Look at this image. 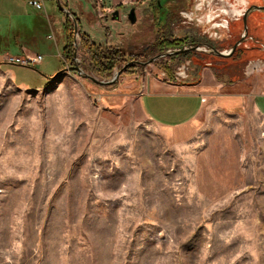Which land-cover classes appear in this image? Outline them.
I'll return each mask as SVG.
<instances>
[{"label":"rangeland","instance_id":"374dc122","mask_svg":"<svg viewBox=\"0 0 264 264\" xmlns=\"http://www.w3.org/2000/svg\"><path fill=\"white\" fill-rule=\"evenodd\" d=\"M59 4L52 29L40 20L29 47L0 43V264H264V121L210 109L164 127L135 95L144 76L197 81L213 72L233 83L264 74V30L255 29L264 13L251 15L254 40L230 58L208 48L227 52L245 10L264 0H142L118 20L94 18L91 41L126 58L197 49L109 86L65 72ZM79 34L74 60L89 74ZM24 55L42 61L9 62Z\"/></svg>","mask_w":264,"mask_h":264},{"label":"crops","instance_id":"0c3cea01","mask_svg":"<svg viewBox=\"0 0 264 264\" xmlns=\"http://www.w3.org/2000/svg\"><path fill=\"white\" fill-rule=\"evenodd\" d=\"M28 1L0 0V43H8L14 50L15 42L34 40L35 27L40 20L51 27V18H54L59 3L64 14L76 16L79 30L94 38L100 27V22H95L94 18L109 17V14L136 6L142 0H43L45 15L29 7ZM46 1L52 2L50 16ZM60 22L64 24L65 16ZM135 95L145 116L164 127L183 126L210 109L264 121V74L256 72L233 83L218 78L213 72L204 73L197 81L144 76L140 91Z\"/></svg>","mask_w":264,"mask_h":264},{"label":"trees","instance_id":"16d2710c","mask_svg":"<svg viewBox=\"0 0 264 264\" xmlns=\"http://www.w3.org/2000/svg\"><path fill=\"white\" fill-rule=\"evenodd\" d=\"M64 16L65 22L63 24V28L65 31L66 43L62 51V56H64L65 62L69 63L70 67H74L77 65L81 68L78 63H75V50L73 48L71 40V37H73V35L75 34V26L73 20L77 21L78 24L79 21L75 15H73L74 19L66 14H64ZM81 33L82 34L78 33L79 37L81 36L79 50L81 53H83V56H81V63L84 70L86 72H89V74L93 75V77L97 78L98 80H110L113 77V71L118 69L119 65L121 64H124L123 67H125L127 64L129 65L124 71L121 72L120 77L122 75L135 74L139 67H141L136 64L137 61L142 60L141 55H130L129 58H126V55L124 54V52H122L121 49L116 47H108L106 49H103L102 47H100V45H97L96 43L91 41L90 35L82 31ZM29 43H32V41L15 42V47L20 50L19 47H21V44H25L27 47H29ZM166 45L170 46L171 43L167 42ZM123 67L119 68L118 71H121Z\"/></svg>","mask_w":264,"mask_h":264},{"label":"water","instance_id":"95a60500","mask_svg":"<svg viewBox=\"0 0 264 264\" xmlns=\"http://www.w3.org/2000/svg\"><path fill=\"white\" fill-rule=\"evenodd\" d=\"M205 4V3H204ZM255 12H261V13H264V5H250L246 10L245 12L243 13V16H242V27H243V30L239 36V39L234 43V45L227 51V52H222V51H219L217 49H215L214 47L212 46H208L209 48V52L212 53V54H215L219 57H222V58H230L235 52L236 50L243 44H245L246 42L248 41H252L254 40L250 35H249V23L251 21L250 18H251V15ZM69 14V13H67ZM113 19L114 20H118L119 19V11H115L114 14H113ZM72 19H74L72 16H70ZM128 20L131 24H135L136 23V13H135V9H132L129 14H128ZM74 21V26H75V33L78 34V24H77V21L73 20ZM252 24V22H251ZM255 26H256V23H255ZM255 29H258V31L262 32L264 30V28H259L258 26L255 28ZM196 49V48H195ZM258 49H261L264 51V45L261 44L258 46ZM197 50V49H196ZM178 53H183L182 52H178ZM177 53V54H178ZM175 54V53H173ZM170 54H162V55H158L154 58H151L149 59L148 61L144 62V63H140L138 62V64H141L143 66L145 65H148V64H151L153 62H155L156 60L158 59H161L163 57H166ZM129 64H127L125 67H123V69L121 71H118L114 76L113 78L110 80V81H102V80H98L97 78L89 75V74H86L84 73V71L79 67V66H74V67H70L69 69H65V72H68V71H76L79 75L83 76V77H86L87 79L93 81L94 83L98 84V85H101V86H109V85H112L114 84L115 82L118 81L120 75H121V72L124 71L126 69V67L128 66Z\"/></svg>","mask_w":264,"mask_h":264},{"label":"built area","instance_id":"2783aa9c","mask_svg":"<svg viewBox=\"0 0 264 264\" xmlns=\"http://www.w3.org/2000/svg\"><path fill=\"white\" fill-rule=\"evenodd\" d=\"M28 4L37 11H44L45 12V6L41 1L38 0H30L28 1ZM49 38H52V36H49ZM42 61V56L35 55V56H20L18 58L10 57L9 62L10 63H19L21 65H36L37 63H40Z\"/></svg>","mask_w":264,"mask_h":264},{"label":"flooded vegetation","instance_id":"af4514ba","mask_svg":"<svg viewBox=\"0 0 264 264\" xmlns=\"http://www.w3.org/2000/svg\"><path fill=\"white\" fill-rule=\"evenodd\" d=\"M118 11V10H117ZM114 17V16H113ZM190 50H192V51H195L196 49L195 48H192L191 49V46H188V47H186V49H184V50H181V51H169V52H167V53H163V54H170V55H168V56H166V57H170V56H172V57H174V58H178V57H180V56H182L183 54H185V53H189L190 52ZM183 51V53H178V52H182ZM173 53H175V54H173ZM178 53V54H177ZM159 55H162V54H159ZM158 56V55H157ZM154 57H156V56H154ZM154 57H152V58H154ZM166 57H163V58H166ZM163 58H161V59H163ZM159 60V59H158ZM157 61V60H156ZM138 62H140V63H144V62H146V61H144V62H142V61H137L136 62V64H138ZM139 66H143V65H141V64H138Z\"/></svg>","mask_w":264,"mask_h":264}]
</instances>
